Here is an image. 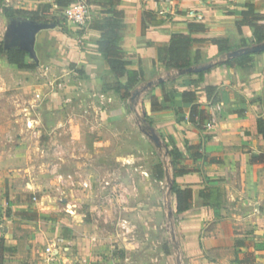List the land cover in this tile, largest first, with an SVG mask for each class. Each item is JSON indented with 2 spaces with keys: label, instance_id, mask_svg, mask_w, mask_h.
Wrapping results in <instances>:
<instances>
[{
  "label": "crops",
  "instance_id": "obj_1",
  "mask_svg": "<svg viewBox=\"0 0 264 264\" xmlns=\"http://www.w3.org/2000/svg\"><path fill=\"white\" fill-rule=\"evenodd\" d=\"M120 1V9L125 13L120 46L132 62L130 68H142L146 77L142 86L166 81L164 89H147L140 97L136 110L138 114H148L152 119L161 144L157 147L153 142L154 147L159 150L160 157L167 158V177L160 184H166L167 195L170 196L168 216L177 217L178 221L172 231L177 264H264V139L258 133V119L264 118V52L254 54L252 63L245 68L221 66L205 75L204 82L197 88V105L211 119H215L212 129H201L191 122V107L176 105L169 110L149 111L152 95L162 99L164 92L190 90V81L197 79L196 76H181L172 80L175 74L167 69L165 49L173 35L192 34L199 41L192 50L193 62L200 58L201 66L210 65L221 58L215 40H226L228 46L234 48L253 44L254 29L246 26L239 30L236 24L242 20L243 12L249 5H254L264 17V0ZM15 4V9L40 10L38 0H15ZM145 12L154 13L165 22L149 26L143 33L141 16ZM191 12L202 16V20L191 16ZM192 25H201L204 30H192ZM99 39L100 33L89 30L88 26L78 27L63 20L55 29L40 33L37 50L42 49L50 56L47 62L63 67L75 64L85 69L87 78L74 73L78 90L72 93L71 86L66 88L60 94L64 104L55 98L47 104H34L32 108L27 104H18L16 110H19L20 117L16 118V122H21L26 131L32 129L36 135L43 133L50 142L62 135L64 166L89 175L100 173L108 176L112 178L107 179L113 181L112 188L115 192L120 189L124 200L137 197L142 199V205L148 204L150 209L152 203H147L146 199H151L150 194H158L156 199L161 200L160 189L153 186L149 178L140 181L135 192L129 188L128 172L134 160V131L138 125L135 115L128 109V101H123L115 91L103 90L111 79L110 70L101 54L89 44ZM1 61L7 62L5 58ZM53 65L55 67L56 64ZM9 66L18 68L16 65ZM67 69L65 71L69 73L74 72ZM53 84L49 80V91L53 92ZM209 86L215 88L211 97L206 93ZM73 101L75 104H72ZM28 110L32 112L31 116L29 113L21 115ZM120 124L125 125L124 128L120 129ZM88 141L92 142L91 146L86 143ZM113 141L114 148L113 145L109 148L108 143ZM187 144L201 145L202 158L194 161L186 150ZM166 145L169 149L176 147L182 152L183 159L177 168L190 169V173L174 174L170 156L164 147ZM16 150L15 153H31V148L18 147ZM34 150L42 148L36 145ZM46 152L49 155L50 152ZM15 153L11 156H20ZM42 163H38L37 167L42 169V166L53 165L47 161ZM52 168L54 173L58 167ZM117 172L119 176L116 178L114 174ZM173 181L182 188L192 190L190 210L181 215L177 213L176 196L170 191ZM34 184L29 183L28 187L34 189ZM125 221L131 225L128 220ZM1 227L0 239H6L7 252L19 251L21 246L13 231L2 230ZM122 234L135 237L131 228L129 234ZM87 240L78 241L82 252H89L86 249ZM127 245V249L138 247L133 241ZM179 252L180 260L177 256ZM93 256L94 253H90V260L86 258L82 264H97ZM4 264L24 263L6 255Z\"/></svg>",
  "mask_w": 264,
  "mask_h": 264
},
{
  "label": "rangeland",
  "instance_id": "obj_2",
  "mask_svg": "<svg viewBox=\"0 0 264 264\" xmlns=\"http://www.w3.org/2000/svg\"><path fill=\"white\" fill-rule=\"evenodd\" d=\"M5 1L13 8L17 5L15 0ZM38 2V9L46 21L52 20L54 16L68 21L56 8V0ZM9 24L10 21L0 8V42H5ZM38 57V67L30 71L0 62V226L2 230L11 229L21 246L19 251L6 252V255L18 258L24 264H47L43 253L47 245L55 240L63 252L59 263L54 264H82L86 258L90 260V253H94L97 264H177L172 240V231L178 225L177 217L168 216L170 196L167 195L166 184L161 185L154 178L155 166L161 163L167 165V158L159 156L153 141L142 135L137 126L128 184L135 192L138 183L149 178L153 186L160 189L161 200L156 199L158 194H150L151 199H146L147 203H152L151 210L148 204L142 205V199L137 197L130 201L124 200L120 189L115 192L113 181L107 180L112 178L100 173L89 175L64 166L62 135L50 142L43 133L39 134L40 137L32 129L24 130L21 122H16V118L20 117L19 110H16L18 104H27L30 108L34 104L50 103L53 98L62 102L63 95L60 94L66 88L71 86L72 93L78 90L75 72L65 71L71 63L63 67L55 62H47L50 56L42 49L38 50ZM27 62L32 63L34 60L29 57ZM53 64H56L55 67ZM49 80L54 83L53 92L49 91ZM90 111L94 113L93 109ZM27 113L32 115L30 110L23 111L21 115ZM124 126L120 124L119 128ZM86 143L92 144L91 141ZM36 145L42 150H34ZM112 145L114 148V141L108 143L109 148ZM18 147L31 148V153H15ZM46 151L50 152L49 155ZM14 153L20 156H11ZM43 161L53 165L38 168L37 164ZM56 165L58 168L53 173L52 167ZM114 176L117 178L118 172ZM89 178L94 181L90 180V187L84 188L83 182ZM32 182L36 185L34 189L28 187ZM125 220L131 223L129 226L134 231V238L123 236L120 224ZM86 238L89 242L86 249L89 252L91 250L90 253L79 249V239ZM131 241L138 247L127 249ZM177 256L180 260V252Z\"/></svg>",
  "mask_w": 264,
  "mask_h": 264
},
{
  "label": "trees",
  "instance_id": "obj_3",
  "mask_svg": "<svg viewBox=\"0 0 264 264\" xmlns=\"http://www.w3.org/2000/svg\"><path fill=\"white\" fill-rule=\"evenodd\" d=\"M89 5L91 11V20L87 24L88 29L100 33V39L96 42H89V44L101 54L109 67L111 79L104 85V91H115L123 101H128V109L135 115L136 123L140 131L149 138L158 137L156 130L153 127V121L148 114L140 115L136 110L142 94L148 89L154 90L158 87L164 89L166 81H159L158 83H150L142 86L146 77L142 70H132V62L128 60V56L120 46L122 31L124 30L125 13L120 9V0H85ZM71 0H56V5L61 9L68 6ZM0 8L4 16L9 20H32L37 22H44L54 24L55 27L59 26L60 21L54 16L52 20L46 21L41 10L26 11L15 9L6 4L5 0H0ZM143 24V33L146 32L149 26L162 25L165 21L160 16L145 12L141 16ZM237 27L241 30L243 27H251L254 29V42L250 46L230 47L226 40H215L220 49L221 58L215 63L210 64V68L206 71L199 73L183 74L190 68L201 67L199 59L196 62L192 60V50L196 43L199 41L192 37V34H175L171 37L168 47L165 49L166 65L168 71L174 73L172 80H176L181 76H196L197 79L190 81L191 89L184 92H177L171 90L164 92L163 98L160 99L156 95L150 98L149 111L158 112L172 109L174 106L191 107L190 120L197 127L204 129V125L211 119L210 116L199 109L197 105L198 96L197 88L204 82L205 75L213 69L221 66L230 68H245L252 63V57L255 53H244L237 57H228V55L240 48L244 50L251 49L256 45H264V17L256 11L254 5L247 6V10L243 12V18L237 22ZM192 30L202 31L204 27L201 25H192ZM5 58L11 65H16L20 70H35L39 64L35 61L28 63L29 55L20 48L5 49V42H0V59ZM71 70L76 72L81 78H87L84 68H78L77 65L71 64ZM214 87H206V93L211 97L214 92ZM177 98H181L180 101ZM258 133L264 139V118L258 119ZM163 147V145L161 146ZM170 156V162L174 168V174L182 175L190 173V169L177 168L180 161L183 159L182 152L173 147L164 146ZM186 150L191 154L194 161L202 158L201 145H186ZM167 177V170L164 164H158L154 168V178L157 181H163ZM170 191L176 196L177 200V213L179 215L186 213L190 210L192 204V190L189 187L182 188L176 182H171ZM203 194V193H202ZM6 242L0 239V264H4L6 258Z\"/></svg>",
  "mask_w": 264,
  "mask_h": 264
},
{
  "label": "water",
  "instance_id": "obj_4",
  "mask_svg": "<svg viewBox=\"0 0 264 264\" xmlns=\"http://www.w3.org/2000/svg\"><path fill=\"white\" fill-rule=\"evenodd\" d=\"M55 29L54 24L45 22H37L32 20H16L10 21L6 36H5V49L9 48H20L25 51L31 59L37 64L40 63L38 57L37 43L38 36L40 33L48 30ZM264 51V45H257L251 49H241L234 51L228 55V57H237L244 53H255ZM210 68V65L201 66L197 68H190L183 74L199 73L206 71ZM157 147L160 146L159 137L155 136L150 138Z\"/></svg>",
  "mask_w": 264,
  "mask_h": 264
},
{
  "label": "built area",
  "instance_id": "obj_5",
  "mask_svg": "<svg viewBox=\"0 0 264 264\" xmlns=\"http://www.w3.org/2000/svg\"><path fill=\"white\" fill-rule=\"evenodd\" d=\"M159 2H171L172 0H158ZM56 8L61 11V14L71 23L78 27H84L87 26L89 21L91 20V11L89 5L85 2V0H71V3L64 7V8H59L55 4ZM191 16H194L198 20H202V16H199L195 14L194 12H191ZM215 125V119H211L208 121L205 125V129H212ZM62 176H60L61 178ZM71 179V177H70ZM72 180V179H71ZM90 180H84L83 182V187L88 188L90 187ZM120 227L122 231L125 234L130 233V227L128 225L127 221H123L120 224ZM62 248L59 247V244L55 241H52L50 244L47 245L45 248V251L43 253V256L47 262V264H54V263H59L62 257Z\"/></svg>",
  "mask_w": 264,
  "mask_h": 264
}]
</instances>
